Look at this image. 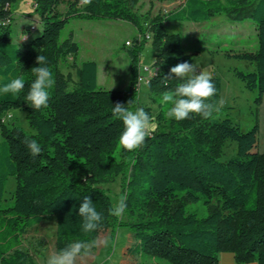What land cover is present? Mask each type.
<instances>
[{
  "label": "trees",
  "instance_id": "trees-1",
  "mask_svg": "<svg viewBox=\"0 0 264 264\" xmlns=\"http://www.w3.org/2000/svg\"><path fill=\"white\" fill-rule=\"evenodd\" d=\"M17 0H0V20L14 17ZM39 15L34 30L27 25L16 37L12 24L0 30V87L22 77L25 87L18 97L0 94V264H31L36 256L15 247L27 230L47 216L56 219V251L81 241H98L102 230L130 226L134 243L128 249L139 264H217L221 252H232L240 263L264 264V153L253 148L250 130L237 119L222 114L209 119L193 115L176 121L166 116L171 105L162 95L173 90V76L162 81L170 69L183 62L184 48L178 32L167 21L205 22L222 16L228 22L253 20L257 37L256 90L264 95V0H185L168 15L147 18L146 26L136 12L139 0H32ZM66 11L61 10V5ZM123 19L150 35L159 68L148 87L159 105L157 128L142 147L127 151L118 138L123 123L112 115L117 102L138 108V75L142 43L128 48L132 59L128 88L107 89L98 84V64L87 60L77 67L70 86L60 64L79 50L71 32L62 38L70 16ZM23 33L29 36L21 40ZM38 55L46 56L54 78L48 106L30 107L25 98L35 80L31 69ZM215 99L221 100V80L212 76ZM24 107L30 126L8 125L4 114ZM151 116V110L144 107ZM34 139L41 152L32 157L26 140ZM240 153L223 159L230 149ZM124 176L126 219L109 215L114 204L102 187ZM15 177L12 200L5 202L7 183ZM89 197L102 213L101 227L81 231L79 206ZM203 199L208 215L187 212L186 205ZM97 245L92 249L95 250Z\"/></svg>",
  "mask_w": 264,
  "mask_h": 264
},
{
  "label": "rangeland",
  "instance_id": "rangeland-1",
  "mask_svg": "<svg viewBox=\"0 0 264 264\" xmlns=\"http://www.w3.org/2000/svg\"><path fill=\"white\" fill-rule=\"evenodd\" d=\"M29 1L17 0L13 5L14 17L11 24L16 37L27 25L39 24V15L28 4ZM184 3L185 0H139L136 12L146 26L147 18L166 16L180 9ZM60 8L66 11L64 4ZM166 25L170 32L181 34L183 62L196 63L200 68L208 70L212 76L220 78L221 99L224 101L222 114L237 119L243 129H252L249 135L253 148L249 153H264V95L260 99L256 90L258 45L253 20L232 23L218 16L205 22L167 21ZM71 32L79 44V50L60 64L70 86L77 80V67L84 61L95 60L98 64L99 86L107 89L128 88L132 64L128 48L134 40L142 43L138 107L149 108L157 124L160 108L150 98L148 86L143 82L150 76L145 66L150 65L153 71L159 70L155 64V51L150 35L145 37L136 25L127 20L77 15L69 17L61 37L65 38ZM140 75L143 79H140ZM3 119L8 125L16 124L28 133L35 132L29 124L24 105L6 112ZM230 150L223 159L240 153L236 146ZM15 185V177H10L5 202L12 200ZM102 187L115 203L124 195V176L121 175L116 181ZM186 209L187 212H196L200 217L208 215L203 199L188 203ZM119 219L125 220L126 217L123 215ZM55 234L56 219L47 216L39 224L30 227L22 236L21 243L15 244V247L30 251L36 256V262L31 264H46L47 258L57 252ZM105 240L108 241L107 244L104 243ZM133 241L130 226L106 228L98 237L97 248L92 249L89 255L79 257L76 264H137L128 251Z\"/></svg>",
  "mask_w": 264,
  "mask_h": 264
},
{
  "label": "clouds",
  "instance_id": "clouds-1",
  "mask_svg": "<svg viewBox=\"0 0 264 264\" xmlns=\"http://www.w3.org/2000/svg\"><path fill=\"white\" fill-rule=\"evenodd\" d=\"M79 2L83 6H88L92 0H79ZM36 64L38 66L31 69L35 75V80L29 87L25 101L34 110H40L48 106L50 99L48 90L54 86L55 81L51 69L47 67L46 56L38 55ZM145 70L149 72L151 78L156 75V69L153 71L150 65L145 66ZM173 76L178 83L173 90L163 93L161 101L162 104L171 105L166 112L168 118L183 121L197 115L209 119L214 113L220 111L224 101L215 99L217 90L213 77L208 70L200 68L196 63L182 62L173 66L162 81H169ZM143 82L146 86H151L150 78ZM24 87V79L15 77L0 87V94H11L13 97H18ZM131 103L132 100L126 104L117 102L112 105L111 109L112 115L123 123V131L118 142L127 151H134L142 147L146 138L150 137L157 128L154 118L143 107L131 110L128 107ZM25 143L33 158L39 155L41 147L36 140H26ZM126 201L127 196L122 195L109 208V215L122 217L127 208ZM78 214L81 217V231L83 233H92L101 227L103 215L97 211L95 204L89 197L86 196L83 199ZM104 243L107 244L108 241L105 240ZM96 245L97 241L95 240H78L70 243L59 252L50 255L46 264H76L79 257L89 255Z\"/></svg>",
  "mask_w": 264,
  "mask_h": 264
},
{
  "label": "crops",
  "instance_id": "crops-1",
  "mask_svg": "<svg viewBox=\"0 0 264 264\" xmlns=\"http://www.w3.org/2000/svg\"><path fill=\"white\" fill-rule=\"evenodd\" d=\"M135 241H133L134 243ZM136 263L139 264L140 261L136 260ZM217 264H258V262L255 261H251V262H247V263H240L236 260L235 258V254L232 252H221L219 254V262Z\"/></svg>",
  "mask_w": 264,
  "mask_h": 264
},
{
  "label": "built area",
  "instance_id": "built-area-1",
  "mask_svg": "<svg viewBox=\"0 0 264 264\" xmlns=\"http://www.w3.org/2000/svg\"><path fill=\"white\" fill-rule=\"evenodd\" d=\"M28 4L31 5L33 8H35V7L37 6V3L33 2L32 0H30V1L28 2ZM11 21H12L11 18L1 19V20H0V30H1L5 25L10 24ZM35 27H36L35 24H31V25H30V30H34ZM19 36H21V40H25V39L28 38V36H29V32H28V33H23V32H21V34H20ZM148 36H149V35H148ZM149 75H150V74H149ZM140 79H143V76H142V75H140ZM148 79H149V78H148Z\"/></svg>",
  "mask_w": 264,
  "mask_h": 264
}]
</instances>
